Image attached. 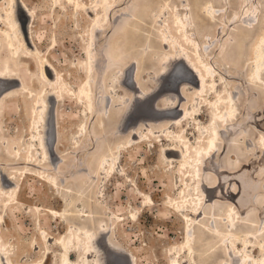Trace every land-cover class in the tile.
Returning a JSON list of instances; mask_svg holds the SVG:
<instances>
[{
    "label": "rangeland",
    "instance_id": "rangeland-1",
    "mask_svg": "<svg viewBox=\"0 0 264 264\" xmlns=\"http://www.w3.org/2000/svg\"><path fill=\"white\" fill-rule=\"evenodd\" d=\"M24 1L37 14L33 35L34 40L40 41L38 49L66 76L71 92L63 94L61 101L53 106L58 121V142L51 144L48 141L49 158L45 159V166L50 169L41 168L54 177V184L57 183V186L52 187L38 175L24 176V171L23 175L17 171L16 175L22 179L13 197L18 202L5 209L0 198V235L7 243V251L12 259L20 263L42 259L43 264H59L65 253L59 244V238L63 240L73 231L80 234L81 228H85L91 230L96 237L101 235V229L107 231V236L127 250L136 264H173L174 258L182 264L189 254L185 252L187 220L179 207L181 209L182 204H185L184 207L192 204L196 210L202 203L205 214L200 217L190 215V218H197L196 222L192 219L190 223L195 226V223L205 220L211 226V223L215 225V218H222L227 212L228 201L236 207L243 225L241 229L249 230L253 235L250 238L251 246L248 247L249 243H240V250L252 254L259 242L264 241V217H260L264 206V192L261 190L264 184L260 180L264 176V75L258 82L250 81L256 55L254 48L264 35V1L111 0L108 7L104 8L100 3L93 9V0H77L85 5L78 11L72 2L66 0H58V3L56 0ZM207 2L214 6L212 18L201 12ZM168 5L170 8H167ZM173 9L184 19L186 15L189 18V34L192 32V40L199 43L203 59L214 70L209 80H216L215 84L207 86L203 96L197 95L194 88L187 90L185 87L183 92L180 90L186 97L185 103H191L194 99L199 105L182 122L184 130L180 128L182 125L169 127L166 122L158 123L148 117V113L140 115V106L135 100L137 95L150 94L162 84L164 87H161L160 93L170 90L166 85L173 77L168 78L169 81L166 74L171 70L169 67L172 63L167 67L163 55L173 52L174 48L164 45L167 39H164L161 32L174 20ZM96 12L99 13L98 23L92 20ZM95 28L100 31H95ZM187 49L191 51V45ZM86 51L93 55V68L88 77L94 97L90 108L77 92L80 83L86 79ZM169 60L172 61L171 58ZM27 64L31 62L28 61ZM179 65L180 69H176L178 71L174 75H190L182 63ZM127 68L132 77H138L133 78L141 83L136 82L140 85L139 88L142 87L140 93L125 82ZM33 69L36 70L37 67L34 66ZM192 84L195 87V83ZM34 87L41 88L35 83ZM217 93L234 98L233 130L242 132L220 139L218 151L211 157V161L217 166L204 171L209 177L208 183H220V189L215 187L214 192H202L199 173L202 174L203 170L193 175V169L189 168L191 175L189 172L184 174L187 170L185 167L179 165L178 161L168 162L162 155L165 146L172 142L168 136L170 132L171 135L174 132L183 136L181 143L186 139L191 143L194 139L191 144H196V138L202 131L207 134ZM160 99L154 97L146 107L151 109ZM162 101L159 104L169 103L168 99ZM184 101L181 99L180 104ZM29 108L30 103L25 97L14 96V99L11 97L5 100V117L1 124L4 135L0 134V172H15L17 167H27L15 163L9 154L18 152L19 155H25L28 146L33 143L30 141L31 121L26 114ZM141 118H148L151 122L145 126L141 123ZM127 120L130 121L129 124H133L132 128L135 127L132 131H136L138 136L142 134L138 139L141 142L137 139L135 142L130 141L133 136L130 129L122 130V125ZM154 131L158 132L153 133ZM48 136L55 138L54 131L48 133ZM34 143L38 146L37 142ZM218 169L227 172H218ZM66 188L70 192H64ZM228 188L230 191H227ZM200 192L202 195L199 197ZM63 196L68 200V212L72 214L56 218L46 208L62 214L66 205L59 197ZM43 230L45 233H42ZM45 236L50 238V243L46 244ZM80 236L84 239L86 235ZM200 245L203 251L199 250ZM227 245L229 248L226 251H230L232 257H235L229 241ZM193 246L197 252V255L193 253L197 264H222L228 259L223 245L219 247L220 243L215 238L202 236ZM68 247L69 251H77L71 255L70 264L86 262L85 254L80 251L83 246L79 249V246L75 248L71 243ZM45 249L50 250V253L47 254ZM84 252L88 253L89 249L86 247ZM263 255L264 250L260 248L253 253L256 258ZM95 259L92 254L88 264H96ZM116 260L119 261V258Z\"/></svg>",
    "mask_w": 264,
    "mask_h": 264
},
{
    "label": "bare ground",
    "instance_id": "bare-ground-1",
    "mask_svg": "<svg viewBox=\"0 0 264 264\" xmlns=\"http://www.w3.org/2000/svg\"><path fill=\"white\" fill-rule=\"evenodd\" d=\"M57 1L58 0H56V2ZM66 1L72 2L73 7L75 8L76 11L80 10L83 6H85V5H82L77 0H66ZM262 1H264V0H262ZM100 3L103 4V7L105 8V6L108 7V5H110L112 3V1L111 0H93L91 2V7L93 9H96L97 6L100 5ZM252 3H251V5H252ZM166 5H167V3L164 4V6H166ZM18 6L20 7V9L22 11H24L25 15L28 18V24H27V31H28L27 35L28 36H27V38L24 35V33L22 32V25H20V23L18 22V16L16 13ZM174 7L176 8V6H174ZM167 8H170V5H168ZM213 8H214V6L212 5V3L207 2L203 6L201 12L203 11L210 18H212L213 17V15H212V13H213L212 9ZM174 9L172 10V18L174 17V20L171 19L172 20V22L170 23L171 26L170 25L166 26L161 32V34L165 37L164 39H167V42L164 45H167L170 48H172V47L174 48V50H172L173 52L166 53V55H163V59H165V63L168 64V66L166 65L167 67H169V65L172 63L170 66L171 68L169 67V69H171V70L169 71V73L166 74L167 79L173 77L171 82L167 83V85H166V87H168V86L170 87V90L168 89L169 91L160 93V91L162 89L161 87H164V86H162L163 85L162 84L158 89L156 88L157 90L152 91V93L147 94V95H146V93L142 94L144 91L143 90L141 93L142 95H137L135 97V100H136V104L138 105V103H139V106H140L138 108L139 114L140 113H148L150 115V116L147 115L148 117L153 118L154 121H156L158 123H161V122L165 123L166 122V125H169V127L173 126V125H182V127H180V128H182V130H184L185 125L182 124V122L184 120H186L187 118H189V115L193 114L194 113L193 111L199 105L197 102H194V99L191 101V103H185L184 99L186 97L183 96L182 93H180V92L182 90H184L185 87L187 88V90H188V88L189 89L194 88L197 95L203 96V92L207 91V86L210 85L211 83L215 84L216 80H214V79L209 80V76L212 74V72H214V70H212V68L209 66V64L207 62H205V60L203 59L202 54L199 51V47H200L199 43H197L196 40H192V36H191L192 32H191V34H189V32L191 31V29L188 27V21H190L189 18L187 19V15H186V17L184 19V17H181L178 13H176L175 12L176 9L175 10ZM255 10H257V9H255ZM107 14H108V11H107ZM190 14H191V12H190ZM36 15L37 14H36L35 10L33 8L28 7V5L26 4V2L24 0H0V51L3 52L2 54L0 52V83H1L0 88H4L5 90H8V91H5L4 93L2 92L1 96H0V134L3 133L2 132L3 128L1 126V124H2L3 119L5 117V111H4L5 100H7V98H11V97L14 99V96H15V98H16V96H22V97H25V99L28 100L30 103V108L26 114L29 116L28 119L31 121L30 128L32 129V133L30 135L31 136L30 141L33 142L32 145L28 146V150L26 151L25 155H19L17 151H16L17 153H10L9 154L15 163L24 164L27 167H17V168H15V172L14 171H11L8 173L0 172V198H2L3 206L5 207V209H8V207L10 205L18 202L17 198L13 197L14 193L16 192L15 191L16 187L19 186V184L21 183V179H22L21 177L16 175L17 171H20V175H23V171H24L25 172L24 176H26L28 174L38 175V176L44 178V181L47 180L52 187L55 188V186H57V183L54 184V177L51 176L49 173L42 171L41 168L42 169L43 168L50 169V167L45 166V162H46L45 159L49 158L48 141H50L51 144H55V142H58L57 134H56L57 129H58V121L56 118V113L53 110V106L57 101H61L60 99H61L63 94L70 93L71 89L68 88L69 86H68V82L65 78L66 76L64 77V75L61 73V71L57 70V67H55L45 57V55L41 54V51L38 49V44H40V41L38 39L34 40L35 35H33V28H34L35 19H38V18H36ZM245 16L246 15H244V17ZM98 17H99V13L96 12L95 15L93 16V19H92L94 23L99 22ZM192 19L193 18L191 17V20ZM138 21H140V20H138ZM136 25H138V24H136ZM156 25H158V24H156ZM131 28H132V26H131ZM124 29L125 28H123V30ZM98 30H99V28H95V31L98 32ZM136 30H137V28H136ZM134 32H135V30H134ZM123 33H124V31H123ZM136 33L137 32H135V35H136ZM90 34H91V32H90ZM155 38H157V37H155ZM93 40H94V37H93ZM263 44H264V35H262L260 37L258 43L255 45V48H254V52H255L254 54H256V55L254 57V64H253L254 68L250 74V78H251L250 81L255 80L256 82H258L259 80H262V78H263V75H264V50H262ZM149 45H151V44L149 43ZM188 45H191V51H189L187 49ZM162 49H163V47H162ZM148 51H149V49H148ZM86 54L88 57L86 64L84 66V71L86 73V79L80 83V85L78 86L77 92H78L79 97H81L82 100H84V102L87 104V107L90 108L91 107V99H92V104H93V98L94 97H93V90L91 89V87L89 86V83H88V77H89L90 71L93 68L92 67L93 66L92 65L93 55H90L91 52H87V51H86ZM92 54H93V52H92ZM136 56H138V55H136ZM148 57H150V56H148ZM169 58H171L172 61L169 60ZM28 61H30L31 64H27ZM168 61H171V62H168ZM135 62H136V60H135ZM138 62H139V60H137V63ZM180 63H182L185 66V68H187L189 70L190 75H188V74L184 75V73H179V74L174 75V73L180 69V67H179ZM34 66L37 67L36 70L33 69ZM131 69H133V68H131ZM176 69H178V70L176 71ZM127 70H128V68H127ZM136 71L138 72L137 69H136ZM135 74L137 75V73H135ZM141 74H140V76H141ZM162 74H164V72H162ZM142 76H144V75H142ZM133 77L136 78L135 76H133ZM133 77H132V75H130V70H128L125 73V82H127L130 85L129 87H131L133 90H137V92L139 91V93H140L141 92L140 90L142 87L139 88L140 85L137 84L140 82H137V80H134ZM136 79H138V77ZM34 83L37 84L38 86L40 85L41 88H39V89L35 88ZM192 83H195V87L192 86L193 85ZM180 84L182 86L181 88H180ZM175 92H177V95H174ZM72 94H73V92H72ZM143 95H146V97L144 96L145 98H143ZM156 96H157V98H161L159 100L160 102H158L156 104V106L152 105L151 109L150 108L148 109L146 107L147 104H150L149 102ZM217 96L218 97H217L216 101H214V105H215L214 109L212 108L213 104L212 103H211L212 105L210 104L212 111L210 114V123H209L210 129L208 131L205 130V132L207 131V134H204V131H202L200 133V135L196 138V144H194V143L191 144L194 139L192 140L191 143H190L189 139L188 140L186 139L181 143L183 136H180L179 133H174L172 131L173 132L172 135H171V132H170V134H168V136L171 137L172 142H169V144L166 146L164 145L165 148H164V152L162 155L165 160H168V162L169 161H171V162L172 161H178L179 165L183 166V168L185 167V169H187V170L184 171V174L186 172H189V174L191 175V171L189 170V168L193 169V175L196 174V172L199 173L203 170L201 172L202 174L199 173V175H201V176L199 177L200 181L198 180L200 182V189L202 192H206V191L212 192L216 188H219L221 185L220 183L217 185H215V183L212 184L211 181H210V183H208L209 177H207L206 172H204L206 168L207 169L210 167L215 168L217 166L215 162H212L213 160L211 161V159H212L211 157L214 156L216 154V152L218 151L217 146L220 142V139L223 140L224 137H226V136L229 137L231 135H236V134L242 132L240 130H239L240 132L239 131L234 132V130H233V126L235 125V123H233L232 119H233V116L235 113V105L232 104V101L234 98H232L230 95L223 96L220 93H217ZM162 99H168L169 103L159 104V103H161ZM181 99H183V101H184L183 104H180ZM196 100H197V98H196ZM162 103H163V101H162ZM140 115H142V114H140ZM50 118H51V120H50ZM141 119H142L141 123L145 126H148V122H151V121H149L148 118H146V119L141 118ZM195 119H197V118H195ZM199 119H202V118H199ZM122 121H124V120H122ZM129 122L130 121L127 120L124 123V125H122V130L127 131L128 129H130V134L133 135L132 138L130 137L131 138L130 141L135 142L136 139L138 140L140 138V136H142V134H140V136H138L136 131H132V130H134L133 128H135V127L132 128L131 126L133 124L131 125V124H129ZM169 127H168V129H169ZM52 131H54V133H55V138L53 136H50V137L48 136V133H50ZM157 132L158 131H154L153 133H157ZM2 135H4V134H2ZM153 135H155V134H153ZM7 136H9V135L7 134ZM7 136H6V139H7ZM149 137H150V135H149ZM261 139H263V137ZM34 141L38 143L37 144L38 146H36ZM141 141L138 140V142H141ZM160 141H162V140H160ZM7 142H9V141H7ZM7 145H9V143ZM33 145L35 148H33ZM5 149H6V147H5ZM35 149H36V151H35ZM7 150H8V147H7ZM39 151H41L40 154L38 153ZM0 153H1V151H0ZM6 153H7V151H6ZM262 160H264V157L262 158ZM34 167H38L39 169H35ZM219 171L227 172V170H224V169H221V170L218 169V172ZM195 176H198V175H195ZM239 176L241 177L242 174H240ZM259 178H258V180H259ZM260 180L263 181V184H264V176L263 175L261 176ZM197 185H198V183H197ZM198 186H197V188H199ZM197 188L195 190H198ZM261 190L264 192V185L261 188ZM227 191H230V189L228 188ZM64 192H70L69 188H66L64 190ZM221 193H224V192L221 191ZM201 195L202 194L200 192L199 197ZM59 199L61 200V202H63L66 205V207H65L66 209H64L62 214L59 215L57 213V211H55L54 209L46 208L48 213L50 215H54L56 218L58 216L71 215L72 213L68 212V205H69L68 200L65 199V196L59 197ZM226 203H227V207H228L227 212L223 214L222 218H215L216 219L215 225L213 223H211V226L208 225L205 220L203 222H201L202 221L201 220L200 222L195 223V226H193L192 223H190L192 221V219H193V222H196L197 218L196 217L192 218L194 214L197 215V217H200V216L205 214L202 211V203H200L199 208L196 210H195L196 207L192 206V204L191 205L186 204L187 207H184L185 204H182L181 209L179 207V210H182L183 217L186 218V220H187L186 221L187 237H186V241H185V245H186L187 249L185 252H188V254H189L188 257H186V259L183 260L182 264H197L196 259H195L197 252H196L193 245L196 242H198L199 239L202 238V236L217 239V242L220 243L219 247H221L223 245L224 251H225L228 259L224 260L222 262V264H264V255L260 256L259 258H256L255 256H253V253L256 252V250L258 248H260V250H264V241L259 242L260 243L259 246H256L253 249L252 254H247V253H245V251L240 250V246H239L240 243H242L243 245H246L249 243L248 247L251 246L250 242H252V240L250 238L253 235L250 234L251 231L241 229V227L243 226L242 221L240 220V216L237 215L238 212L236 211V207L234 206V204L232 202H229V201ZM197 204H198V201H197ZM178 206H180V205H178ZM262 208L263 209L260 213V217H264V206ZM187 211H189L190 213H187ZM190 215L192 216L191 218H190ZM0 219H1V217H0ZM1 221H2V219H1ZM245 228H246V226H245ZM79 229L80 228H77V230H79ZM81 229L82 230H81L80 234H75V232L73 231L68 237L65 236L63 240H61V238H59V240H58L59 244H60L62 250L65 251L64 256H63L62 260L59 262V264H70L71 263V255H73V254H75V252H77L76 250L69 251L70 246L68 247V244L70 245L71 243L75 248L77 246H79L78 248L82 249L81 246H83V250H80V251H81V254L82 253L85 254L84 258H85L86 262L84 264H88L87 261L89 260V258L92 254H94L96 257V259H95L96 264H105V260H106L107 264H117V263L118 264H136V262L134 261V257L132 255H130L127 250H125L123 247L114 243V241H112L110 236L109 237L107 236L108 235L107 231H103V229H101L102 231L101 230L99 231V233L101 235L96 237L95 234L91 230H88L85 228L84 229L81 228ZM42 233H45V231L43 230ZM78 233H79V231H78ZM81 234L86 235L84 237V239L81 238V236H80ZM106 236H107V238H106ZM70 238H72V240H70ZM228 239H230V240H228ZM100 240H101V242H100ZM102 240H103V244H102ZM192 240H193V242H192ZM45 241H46V244L50 243V238L47 239V237L45 236ZM224 241L226 242V245H224L225 244ZM227 241H229L231 243L232 248H233V254L235 255V257L234 256L232 257V254L230 253V251H229V253L227 252L228 250L226 251V249L229 248L227 245ZM207 242H209V241L207 240ZM102 246H103V248L106 249L105 253H104L105 249H103ZM86 247L89 249L88 253L84 252ZM198 247H199V250L202 249L201 245ZM200 247H201V249H200ZM7 250H8L7 243L2 239V237L0 235V264H43L42 259H39V260L31 262V263L15 262ZM68 251L70 252L69 257L67 255ZM201 251H203V250H201ZM46 252H47V254H49L50 250H46ZM106 253H107V256L105 259ZM193 253H195L196 255ZM200 253H203V252H200ZM237 254L239 256H236ZM207 255H208V253H207ZM205 256H204V258H205ZM113 257H114V260L110 261V258H113ZM118 258H119V261L116 260ZM172 262H173V264H181L180 260H178L176 258H174L172 260Z\"/></svg>",
    "mask_w": 264,
    "mask_h": 264
},
{
    "label": "water",
    "instance_id": "water-1",
    "mask_svg": "<svg viewBox=\"0 0 264 264\" xmlns=\"http://www.w3.org/2000/svg\"><path fill=\"white\" fill-rule=\"evenodd\" d=\"M16 13H17V16H18V22L20 23V25H22V32L24 33V35L26 36L27 38V24H28V18L27 16L25 15L24 11H22L20 9V7L18 6L17 7V10H16ZM1 84V83H0ZM5 91H8V90H5L4 88H0V96H1V93L5 92ZM106 249L104 250V253H105ZM106 256H107V253L105 254V259H106ZM105 264L106 263V260H105Z\"/></svg>",
    "mask_w": 264,
    "mask_h": 264
}]
</instances>
